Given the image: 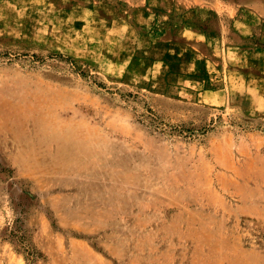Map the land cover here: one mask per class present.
Returning a JSON list of instances; mask_svg holds the SVG:
<instances>
[{
    "label": "rangeland",
    "instance_id": "obj_1",
    "mask_svg": "<svg viewBox=\"0 0 264 264\" xmlns=\"http://www.w3.org/2000/svg\"><path fill=\"white\" fill-rule=\"evenodd\" d=\"M0 264H264V0H0Z\"/></svg>",
    "mask_w": 264,
    "mask_h": 264
},
{
    "label": "trees",
    "instance_id": "obj_2",
    "mask_svg": "<svg viewBox=\"0 0 264 264\" xmlns=\"http://www.w3.org/2000/svg\"><path fill=\"white\" fill-rule=\"evenodd\" d=\"M19 229H20V226L15 224L13 226V229H12V234L15 235V236L18 235L20 238H22V236H20L19 233H18Z\"/></svg>",
    "mask_w": 264,
    "mask_h": 264
}]
</instances>
